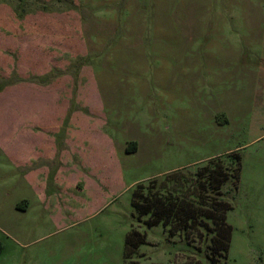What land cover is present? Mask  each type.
<instances>
[{"label":"rangeland","instance_id":"374dc122","mask_svg":"<svg viewBox=\"0 0 264 264\" xmlns=\"http://www.w3.org/2000/svg\"><path fill=\"white\" fill-rule=\"evenodd\" d=\"M58 113L62 131L88 116L135 151L91 145L87 158L104 164L94 184L107 187L98 211L79 179L52 189L48 207L17 212L32 192L8 157ZM229 152L240 172L222 190L231 232L215 264H264V0H0V264H209L203 230L146 227L130 195ZM130 229L146 243L124 259Z\"/></svg>","mask_w":264,"mask_h":264},{"label":"trees","instance_id":"16d2710c","mask_svg":"<svg viewBox=\"0 0 264 264\" xmlns=\"http://www.w3.org/2000/svg\"><path fill=\"white\" fill-rule=\"evenodd\" d=\"M134 151V147L126 148L127 153ZM239 161L236 152H229L209 158L194 172L184 167L140 182L130 195L133 213L146 217V227L175 223L183 231L203 230L210 242L206 254L209 264L225 260L231 232L225 214L231 206L222 198V190L226 186L236 190ZM145 243L142 233L130 229L123 241V258L128 259Z\"/></svg>","mask_w":264,"mask_h":264},{"label":"crops","instance_id":"0c3cea01","mask_svg":"<svg viewBox=\"0 0 264 264\" xmlns=\"http://www.w3.org/2000/svg\"><path fill=\"white\" fill-rule=\"evenodd\" d=\"M40 107L42 112L37 109L36 114H27L22 117V119L24 118L23 125H26V129L32 127L33 122L37 125L36 119L32 117L41 115L45 111L44 105L38 106V108ZM62 118L59 113L55 115V119L50 120V122L52 121V127H49L46 124V118L41 116L39 123V126L43 127V134H40L41 140H37L34 144L32 143V146H30L28 139L23 140L24 142L27 141V143L22 142V144L24 143V149L27 147L25 151H14L8 157L12 171L18 174L15 178L25 181L30 192H32V198H22V204L18 205V208L17 204H15L14 209L17 212L25 213L35 210L39 204L46 205L47 197L49 198L48 207L51 205V201L54 202L52 200L54 199L52 189L58 187L62 192H68V189L74 187L79 179L83 180L82 190L86 192V195L92 196V189L96 188L97 199L95 201L90 199L88 202L89 209L92 212H96L103 207L104 189H107V187L102 185V188L98 189L99 187L93 181V172L101 171L104 164L95 166L94 162L87 158L88 150L92 152L91 145L99 141L106 148V154L111 150L114 155L118 153L124 156V154H127L124 152V141L131 138H125L119 143L113 141L103 129L94 132V120L88 116H80L77 118L78 121H69V126L65 128V131H62ZM83 123L85 124L83 125ZM101 124L103 126L104 121L101 120ZM81 127L84 130H79ZM30 140L32 141L33 139L30 138ZM21 141L19 140L18 142ZM22 144L20 147H22ZM139 146L138 144L137 150H139ZM88 173L91 176L90 178L86 175ZM93 203L96 204L95 207Z\"/></svg>","mask_w":264,"mask_h":264}]
</instances>
